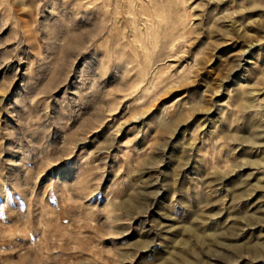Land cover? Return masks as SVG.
Instances as JSON below:
<instances>
[{
  "label": "rangeland",
  "instance_id": "rangeland-1",
  "mask_svg": "<svg viewBox=\"0 0 264 264\" xmlns=\"http://www.w3.org/2000/svg\"><path fill=\"white\" fill-rule=\"evenodd\" d=\"M192 263L264 264V0H0V264Z\"/></svg>",
  "mask_w": 264,
  "mask_h": 264
},
{
  "label": "bare ground",
  "instance_id": "bare-ground-1",
  "mask_svg": "<svg viewBox=\"0 0 264 264\" xmlns=\"http://www.w3.org/2000/svg\"><path fill=\"white\" fill-rule=\"evenodd\" d=\"M176 3H177V1H176ZM181 3V2H180ZM179 3V4H180ZM181 5V4H180ZM179 7V6H178ZM182 19V18H181ZM181 19L179 20V21H181ZM158 20V19H157ZM160 20V19H159ZM162 20V19H161ZM183 20V19H182ZM176 21V20H175ZM178 21V20H177ZM176 21V22H177ZM169 22V21H168ZM175 22V23H176ZM159 23H160V21H159ZM161 24V23H160ZM173 24V23H172ZM158 25V24H157ZM161 25H163V24H161ZM167 25V24H166ZM162 26L164 29L163 30H165L166 31V27L167 26ZM171 25V24H170ZM158 28H159V25L157 26ZM156 27V28H157ZM162 29V28H161ZM172 29V28H171ZM174 30V29H173ZM159 31H161V30H159ZM158 31V32H159ZM156 32V31H155ZM160 33V32H159ZM166 34H168L167 36L165 35L164 37H163V34H162V37H163V43L167 46V49H168V51H169V54H170V56H169V58H173V56L172 55H176V52H175V49H176V47H178L177 45L179 44V42H181L182 40H181V33H172V30L171 31H169L168 33H166ZM154 34H152V36H153ZM155 35H157V33H155ZM155 35H154V38H155ZM159 35V34H158ZM158 35L156 36L157 38H158ZM184 35V34H183ZM182 35V36H183ZM153 40V39H152ZM156 40V39H155ZM153 42V41H152ZM184 42V41H183ZM154 43V42H153ZM157 43V42H156ZM155 44H153V46H154ZM146 50V49H145ZM181 52V51H180ZM178 54V53H177ZM175 60V59H174ZM260 147V146H259ZM258 147V148H259ZM260 150V149H259ZM252 165L255 167V162H253L252 163ZM257 168H258V166H257ZM216 237V236H215ZM232 239H234V238H232ZM206 239H204V241H205ZM220 247V246H219ZM230 252L228 253V254H231L232 256H234L235 257V255L236 254H238V252H240V247L239 246H237V245H229V246H227L226 247ZM239 255V254H238ZM193 264V263H192Z\"/></svg>",
  "mask_w": 264,
  "mask_h": 264
}]
</instances>
